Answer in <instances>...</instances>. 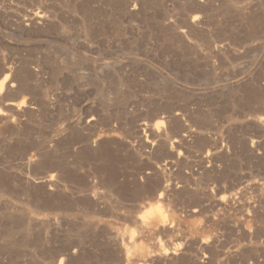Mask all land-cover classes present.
<instances>
[{
	"label": "rangeland",
	"instance_id": "1",
	"mask_svg": "<svg viewBox=\"0 0 264 264\" xmlns=\"http://www.w3.org/2000/svg\"><path fill=\"white\" fill-rule=\"evenodd\" d=\"M0 264H264V0H0Z\"/></svg>",
	"mask_w": 264,
	"mask_h": 264
},
{
	"label": "bare ground",
	"instance_id": "2",
	"mask_svg": "<svg viewBox=\"0 0 264 264\" xmlns=\"http://www.w3.org/2000/svg\"><path fill=\"white\" fill-rule=\"evenodd\" d=\"M6 78H7V75H5V76L1 79V81H0V86H2V84L5 82Z\"/></svg>",
	"mask_w": 264,
	"mask_h": 264
}]
</instances>
